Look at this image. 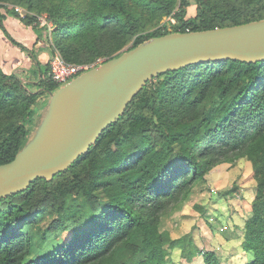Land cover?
<instances>
[{
    "label": "trees",
    "instance_id": "1",
    "mask_svg": "<svg viewBox=\"0 0 264 264\" xmlns=\"http://www.w3.org/2000/svg\"><path fill=\"white\" fill-rule=\"evenodd\" d=\"M126 1L151 5L150 0H104L101 7L83 6L76 20L59 23L52 34L54 48L67 62L90 64L123 53L118 52L128 37L133 43L125 51L171 33L163 27L146 37L137 35ZM203 1L195 2L196 14L189 18L185 14L190 0H180L175 13L172 0H155L153 8L175 18L173 32L181 33L260 20H244L235 5L216 10ZM107 5L112 9L104 11ZM6 16V8L0 7V30L18 46L3 27ZM77 25L85 30L70 36L67 31ZM84 36L88 39L78 44ZM37 65L39 87L56 90L48 64ZM38 96L14 74L0 73V112L23 109L26 122H9L4 128L0 164L22 149L30 127L44 112L45 108L38 115L32 109ZM152 130L161 137L159 149L146 134ZM228 150H237L255 164L258 187L252 215L242 227L241 248L253 254L249 264H264V61L203 62L148 81L124 114L65 172L51 180L37 179L26 190L0 200V264H165L161 216L185 200L212 167L227 161ZM67 175V184L61 183L59 179ZM71 192L89 202L88 213L64 205ZM37 195L40 202H35ZM49 196L59 201L56 228L51 238L42 237L37 244L29 231ZM63 231L70 233L63 237ZM215 256L211 251L201 254L204 264H220Z\"/></svg>",
    "mask_w": 264,
    "mask_h": 264
},
{
    "label": "rangeland",
    "instance_id": "2",
    "mask_svg": "<svg viewBox=\"0 0 264 264\" xmlns=\"http://www.w3.org/2000/svg\"><path fill=\"white\" fill-rule=\"evenodd\" d=\"M103 1L91 0L87 5L89 0H0V7L6 8L8 17L34 28L37 39L42 41L39 49H52V54L46 63L48 64L55 50L52 34L57 30L59 23L76 20L84 12V9L80 8L83 6L87 9L92 6L96 8L97 5L101 7ZM196 1L198 0H190V5L186 8V18L195 16ZM126 2L129 5L128 10L132 11L131 18L137 24V35L146 37L163 27L168 32H173L177 20L155 10L153 8L155 0H150L148 3L151 5L147 8L138 5L137 1ZM172 2L175 13L180 0H172ZM203 4L216 10L235 5L239 7L244 20L264 18V0H204ZM106 7L103 8L104 11L112 9L110 5ZM84 30L82 25H77L67 32L70 36H74ZM85 38L88 39L86 36L79 38L77 43L81 45ZM132 43L133 37H128L118 53L125 51ZM18 48L21 50L20 47ZM36 57L34 54L30 58L32 66L23 71V67L17 65L19 64L17 61H12L10 55L0 53V73L14 74L27 90L39 93L32 106V109L38 113L45 108L48 94L39 87ZM97 60L104 61L102 58ZM6 112H0V140L9 122L26 125L23 109ZM33 129L34 127H30V130ZM146 134L149 136L150 144L159 149L160 135L153 130ZM175 146L177 150V145ZM226 156H228L227 161L212 167L202 180L190 188L191 192L185 200L161 216L159 229L163 233L165 264H204L201 254L205 251L213 252L220 264H249L254 260L252 252L244 251L241 243L244 234L242 227L252 215L251 202L258 187V179L254 172L255 164L248 157L241 156L237 150L234 152L228 150ZM66 178L70 177L64 176L59 181L67 184ZM35 202H40L38 195ZM45 202L43 214L36 226L29 231L37 244L42 237L51 238L54 235L51 233L56 228L53 222L58 219L56 212L59 201L49 196ZM98 202L102 204L100 199ZM64 205L68 209L81 210L82 214L88 213L91 209L89 202L73 192L66 195ZM69 233L70 231H63L62 235L66 237Z\"/></svg>",
    "mask_w": 264,
    "mask_h": 264
},
{
    "label": "water",
    "instance_id": "3",
    "mask_svg": "<svg viewBox=\"0 0 264 264\" xmlns=\"http://www.w3.org/2000/svg\"><path fill=\"white\" fill-rule=\"evenodd\" d=\"M217 61H264V19L153 37L47 90L44 112L25 145L0 164V200L65 172L154 77Z\"/></svg>",
    "mask_w": 264,
    "mask_h": 264
},
{
    "label": "crops",
    "instance_id": "4",
    "mask_svg": "<svg viewBox=\"0 0 264 264\" xmlns=\"http://www.w3.org/2000/svg\"><path fill=\"white\" fill-rule=\"evenodd\" d=\"M3 27L5 31L13 38L18 46H21V50L18 46L13 45L10 41L6 39L2 31L0 30V53L2 55L6 54L12 57V61H17L23 67V71L32 66V61L30 58L36 54L37 62L44 66L47 63V60L52 54V49H39L38 47L42 44L40 39H37V35L34 31V28L22 24L17 20L12 19V17L6 16L3 20ZM24 50V51H23ZM34 53V54H33ZM36 65L37 78L39 79L41 74L39 73V66ZM34 67V66H33ZM43 108L38 111V115L41 114Z\"/></svg>",
    "mask_w": 264,
    "mask_h": 264
},
{
    "label": "built area",
    "instance_id": "5",
    "mask_svg": "<svg viewBox=\"0 0 264 264\" xmlns=\"http://www.w3.org/2000/svg\"><path fill=\"white\" fill-rule=\"evenodd\" d=\"M102 62L97 60L96 62L90 64H73L67 62L55 49L53 57L48 62V76L51 81L57 85V87H60L76 76L94 68Z\"/></svg>",
    "mask_w": 264,
    "mask_h": 264
}]
</instances>
